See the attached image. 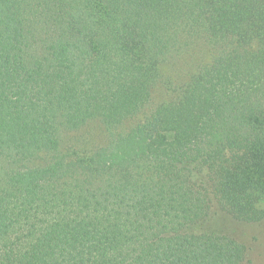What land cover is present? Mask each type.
I'll return each instance as SVG.
<instances>
[{"label": "trees", "instance_id": "16d2710c", "mask_svg": "<svg viewBox=\"0 0 264 264\" xmlns=\"http://www.w3.org/2000/svg\"><path fill=\"white\" fill-rule=\"evenodd\" d=\"M264 221V0H0V264H251Z\"/></svg>", "mask_w": 264, "mask_h": 264}, {"label": "rangeland", "instance_id": "374dc122", "mask_svg": "<svg viewBox=\"0 0 264 264\" xmlns=\"http://www.w3.org/2000/svg\"><path fill=\"white\" fill-rule=\"evenodd\" d=\"M195 231L228 235L247 247L251 264H264V221L245 224L219 213L197 226Z\"/></svg>", "mask_w": 264, "mask_h": 264}]
</instances>
